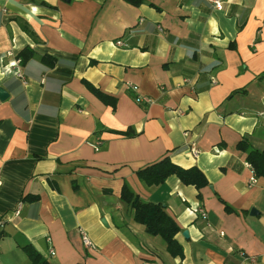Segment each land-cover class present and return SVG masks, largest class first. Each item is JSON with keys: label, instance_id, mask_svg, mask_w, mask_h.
<instances>
[{"label": "crops", "instance_id": "crops-1", "mask_svg": "<svg viewBox=\"0 0 264 264\" xmlns=\"http://www.w3.org/2000/svg\"><path fill=\"white\" fill-rule=\"evenodd\" d=\"M215 1L0 0V264H32L27 246L48 264H264L247 160L264 154V0ZM166 157L209 186L140 181ZM125 185L165 206L183 257L134 220Z\"/></svg>", "mask_w": 264, "mask_h": 264}, {"label": "trees", "instance_id": "trees-1", "mask_svg": "<svg viewBox=\"0 0 264 264\" xmlns=\"http://www.w3.org/2000/svg\"><path fill=\"white\" fill-rule=\"evenodd\" d=\"M133 5H139L142 0H126ZM24 30L30 33L27 27ZM34 55L33 50L25 48L18 54L20 64H25ZM42 61L46 65H53L50 57L44 56ZM91 90L105 104L115 108V100L101 93L97 89L91 87ZM127 136H133L132 131L126 133ZM242 150H249V146L241 145ZM247 160L250 166L254 169L257 177H264V154L258 151H248ZM137 175L147 186H155L163 184L169 177L176 176L184 185L194 186L199 191L202 188L209 186V182L204 173L197 167L183 169L175 165L166 157L163 160L145 167L137 172ZM36 199V198H32ZM121 200L126 203L133 212L134 220L143 225L148 234L151 236H160L167 244L168 252L173 257H183V247L176 239L180 228L174 218L167 212L164 205L160 203L144 202L126 185L122 189ZM227 210L230 209L227 207ZM28 254L32 264H48L32 247L24 248Z\"/></svg>", "mask_w": 264, "mask_h": 264}, {"label": "built area", "instance_id": "built-area-1", "mask_svg": "<svg viewBox=\"0 0 264 264\" xmlns=\"http://www.w3.org/2000/svg\"><path fill=\"white\" fill-rule=\"evenodd\" d=\"M213 2H214L218 7L220 6V4H219L218 1L213 0ZM159 31L162 32V28H161V27H159ZM118 44L121 45V46L123 45L121 42H118ZM130 87H132L134 90H137V87L134 86V85H131ZM137 102H139V103H151V99H150L149 97H147V96L139 95V96L137 97ZM95 149H96V150L99 149L98 145H95ZM198 152H199V151L196 150V149L193 150V153H194L195 155H197ZM249 167L251 168V171H252L251 182L254 183V182L257 181V180H256V173H255L254 169H253L250 165H249ZM0 185H1V183H0ZM20 210H21V204H19L18 208H17L16 211L14 212V217H16V216H18V215L20 214ZM199 212L201 213V215H202L204 218H206V213H205L202 209L199 210ZM2 227H3V222L0 220V228H2ZM82 241H83V244L85 245V247H87V248L93 247V244H92V242H91L89 236H88L86 233H83V234H82ZM0 254H1V246H0ZM50 254H51V255H54V251H53V250H50ZM250 260H254V258H251Z\"/></svg>", "mask_w": 264, "mask_h": 264}, {"label": "water", "instance_id": "water-1", "mask_svg": "<svg viewBox=\"0 0 264 264\" xmlns=\"http://www.w3.org/2000/svg\"><path fill=\"white\" fill-rule=\"evenodd\" d=\"M8 94L6 93V91L2 88H0V100H5L7 98ZM254 213V210L251 211V214ZM105 224V221L103 222ZM184 236L188 237V232L184 231Z\"/></svg>", "mask_w": 264, "mask_h": 264}]
</instances>
